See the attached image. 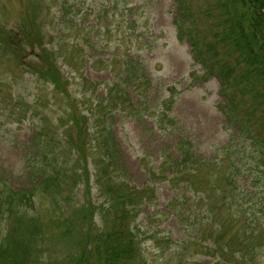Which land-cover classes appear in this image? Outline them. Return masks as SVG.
<instances>
[{
	"label": "trees",
	"instance_id": "obj_1",
	"mask_svg": "<svg viewBox=\"0 0 264 264\" xmlns=\"http://www.w3.org/2000/svg\"><path fill=\"white\" fill-rule=\"evenodd\" d=\"M175 1L178 12L174 22L179 37L187 38L193 58L205 69L201 76L192 71V76L207 79L216 74L222 78V93L229 99L218 106L234 129L230 138L237 140V145L250 142L251 156L263 166L264 0H216V6L196 18L191 0ZM216 8L219 16L215 14ZM35 13L26 21L30 25L24 27L28 33L21 35L18 42H14V35L13 42H6L1 30L0 42L7 44L16 59L21 57L22 50L33 48L37 58L22 62L23 65L19 62L18 66H27L37 74V79L52 84L53 92L67 99L68 108L58 119L56 131L50 130L46 122L36 129L34 151L26 165L37 175L31 188L15 189L0 175V229L4 226L0 264H139L142 252L134 221L139 206L152 199L154 189L149 185L139 189L127 179L122 151L107 122L114 112L125 111V103L132 102V96L123 84L113 81L96 103L86 105L84 100L71 98L69 77L58 63L62 47L45 46L40 25L36 24L41 22ZM206 16L215 20L211 22L210 36H203L198 24ZM65 61L78 68L74 65L78 61ZM121 62L124 63L113 60V65ZM82 83L86 91L98 87L86 76ZM134 88L139 91L142 85ZM249 95L262 98V102L250 105ZM15 105L12 102V114ZM60 127L68 142L67 150L58 138ZM233 152L240 154L241 150L233 151L231 145H223L214 162L206 161L196 155L190 140L182 138L176 142L174 153L164 152L157 169L146 168L152 183L169 173L167 179L175 188V215L181 221L194 218V229L203 233L197 247L213 259L211 264H238L240 260L255 263L257 250L264 245V223L260 222L259 213L255 218L256 213L248 210L251 206L243 204L241 196L237 198L238 193L241 195L235 179L239 170ZM68 155L74 158L68 161ZM206 168L211 176L205 173ZM81 184L87 198L75 203L74 191ZM94 185L104 197L102 204L92 199ZM226 198L234 200L230 206L225 203ZM48 199L51 208L44 220L41 207ZM193 199L198 200L201 209L205 207L206 215L198 217L201 209L191 202ZM54 212L61 214L54 216ZM98 216L100 220L96 221ZM62 238L71 239L70 250L64 256L53 257L52 250ZM47 241L52 242L53 248L45 245Z\"/></svg>",
	"mask_w": 264,
	"mask_h": 264
},
{
	"label": "rangeland",
	"instance_id": "obj_2",
	"mask_svg": "<svg viewBox=\"0 0 264 264\" xmlns=\"http://www.w3.org/2000/svg\"><path fill=\"white\" fill-rule=\"evenodd\" d=\"M216 2L191 0L195 18L216 6ZM33 11L41 22L36 24L40 25L45 46L62 47L58 63L69 77L71 98L84 100L86 105L96 103L113 81L123 84L132 96V102L125 103V111L114 112L107 122L122 151L127 179L139 189L148 185L154 189L152 199L139 206L134 221L142 252L139 264L213 263L197 247L203 233L194 229V218L181 221L175 215V188L167 179L169 173L154 183L146 173V168L157 169L164 152L174 153L176 142L182 138L192 142L198 157L210 162L219 156L223 145H231L233 151L241 150L240 154L233 152L239 170L235 179L241 195L238 193L237 198L241 196L243 204L251 206L248 210L256 213L255 218L259 213L260 222L264 223V165L251 156L253 146L249 141L250 145L247 142L237 145V140L230 138L234 129L218 106L229 99L222 93L225 87L222 78L216 74L207 79L192 76V71L201 76L205 69L193 58L187 38L179 37L174 22L178 12L175 0H0V30L7 37L6 42H13L14 36V42H18L21 35L28 33L24 27H30L26 21L32 18ZM215 11L219 16L220 11L217 8ZM211 22H215L214 18L207 16L198 21L203 36L211 35ZM6 46L0 42V175L15 189L31 188L37 175L26 165L34 151L36 129L46 122L50 130L56 131L68 101L53 92L52 84L37 79V74L26 69L27 66H18L19 62L23 65L22 62L37 58L33 48L22 50L21 57L16 59ZM90 55L99 59H89ZM68 58L78 61L74 63L77 69L66 63ZM113 60L124 63L115 66ZM85 76L97 84V89L86 91L82 83ZM140 84L142 88L138 91L134 86ZM247 101L259 105L262 98L249 95ZM58 134L67 150L68 142L61 135L63 127ZM73 158L68 155L67 160ZM209 171L205 169L207 176H211ZM84 191V184L77 186L75 203L87 198ZM92 199L98 205L104 202L95 185ZM192 201L201 209L197 199ZM233 201L225 199L228 206ZM237 202L242 205L241 200ZM43 203L41 208L46 212L42 211L43 219L47 220L51 200ZM204 212L205 207L198 217L206 215ZM99 220L98 216L96 221ZM3 230L4 226L0 229V240ZM58 244L56 249L52 242L45 243L53 248L51 254L57 258L70 250L71 239L62 238ZM257 252V262L240 260L238 264H264V245Z\"/></svg>",
	"mask_w": 264,
	"mask_h": 264
}]
</instances>
